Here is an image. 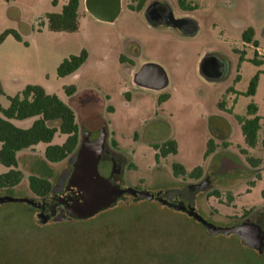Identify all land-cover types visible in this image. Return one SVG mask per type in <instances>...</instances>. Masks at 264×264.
I'll return each mask as SVG.
<instances>
[{"label":"rangeland","instance_id":"374dc122","mask_svg":"<svg viewBox=\"0 0 264 264\" xmlns=\"http://www.w3.org/2000/svg\"><path fill=\"white\" fill-rule=\"evenodd\" d=\"M67 1L0 0V38L7 31L21 37L18 41L10 35L0 45V106L8 109L9 98L27 86H39L75 112L81 141L84 133L96 140L102 130L107 131V146L117 144L115 149L125 160L121 189L161 197L167 191L183 193L189 185L209 179L211 185L195 201L196 211L207 222L232 228L264 213L263 166L254 171L248 161L264 157V121L257 147L244 148L236 117L219 106L234 94L227 93L228 88L236 86L240 97L235 95L228 103L237 102L234 113L243 117L254 103L264 118V65L252 63L256 47L243 42L244 33L253 29L264 54V0H194L197 10L187 15L198 31L187 37L175 29L153 28L143 15L128 9L129 0H122L114 22L98 21L85 11L79 16L78 32L49 31L47 15L61 13ZM169 2L176 15L183 14L177 0ZM83 51L88 53L86 63L60 78L61 63ZM210 55L224 67L218 80L201 70L202 60ZM125 58L136 67L123 64ZM257 59L264 63V56L258 54ZM143 63L163 70L167 82L162 89L153 91L137 81ZM258 73L257 94L246 97ZM69 88L75 89L73 96L67 93ZM165 96L168 101L160 105ZM37 120L12 123L28 130ZM216 128H221L219 134ZM66 140L59 133L51 145L62 146ZM210 140L218 148L205 160ZM167 141L178 144V153L157 161L154 146ZM48 146L39 144L22 152L24 180L16 189L0 191V200L38 199L29 188L33 175L58 185L60 176L70 170L71 158L48 165L42 160ZM223 159L233 168L226 174L220 173ZM174 164L189 173L202 167L203 178L177 179ZM99 171L107 178L111 165L102 162ZM8 172L0 163V174ZM214 191L221 196L210 197ZM0 264H264V250L249 248L233 235L212 236L187 215L155 201L127 197L89 221L48 224L37 219L30 205L6 202L0 204Z\"/></svg>","mask_w":264,"mask_h":264},{"label":"trees","instance_id":"16d2710c","mask_svg":"<svg viewBox=\"0 0 264 264\" xmlns=\"http://www.w3.org/2000/svg\"><path fill=\"white\" fill-rule=\"evenodd\" d=\"M181 4L184 6V3ZM143 6L144 1L140 0L136 7L128 5V8L132 11L140 12ZM79 7L80 0H69L61 14H48L46 20L49 31L57 34H74L78 32ZM10 35L21 41L19 34L7 31L0 38V45ZM243 42L259 48L253 29H249L244 33ZM244 57L245 53L241 58V62L244 61ZM257 58L258 54L255 53L252 63L257 67L264 65ZM87 59L88 53L83 51L79 56H72L64 60L58 68V76L65 78L74 74L86 63ZM239 80L240 76L237 77L236 81ZM259 80L260 73L251 80L248 90L244 93L246 97L252 98L256 96ZM67 93L73 96L75 89L69 88ZM2 94L3 91L0 88V96ZM168 99L169 96H165L160 103L166 102ZM9 101L10 106L8 109H3L0 106V163L10 169L7 174H0V191L12 190L22 184L24 174L20 170L19 165L20 153L34 149L39 144H47L49 146L45 152V159L50 164H60L69 158L72 159L81 143L80 128L77 124L75 112L57 96L47 94L39 86H27L19 95L9 98ZM219 106L223 108L222 103ZM258 112V107L252 103L247 107V118L236 117L237 122L241 126L245 144L251 149H255L259 143L262 118L258 116ZM33 118L38 120L28 130L20 129L12 123V121L22 122ZM55 123L59 125L57 127L52 126ZM59 133L67 137L66 142L62 146L51 145ZM217 148L215 142L210 140L204 156L205 160L213 155ZM154 149L158 152L156 156L158 161L160 157L167 158L169 155H176L178 153V144L175 141H167L162 146L155 145ZM248 161L254 169H260L264 164L262 160L249 159ZM203 173L202 167H198L189 173L182 165H173V175L177 179L190 178L198 181L203 178ZM251 184L252 186L254 185V183ZM29 188L38 199L45 200L51 196L54 186L48 178L33 175L29 177ZM213 196L220 197L221 193L214 191L210 197ZM262 197L264 199V191L262 192ZM230 200L232 199L230 198ZM114 208L115 206L111 209ZM89 220L91 219L86 221Z\"/></svg>","mask_w":264,"mask_h":264},{"label":"water","instance_id":"95a60500","mask_svg":"<svg viewBox=\"0 0 264 264\" xmlns=\"http://www.w3.org/2000/svg\"><path fill=\"white\" fill-rule=\"evenodd\" d=\"M86 8L89 14L98 21L114 22L121 13L122 0H86ZM155 68L160 69L161 75L165 78L161 68L147 65L137 74V81L143 84V75L149 74ZM221 76L222 73L217 75L216 78L220 79ZM90 137L89 133L83 136L80 146L73 157L74 166L69 185L77 192L78 200L72 204L62 202V205L67 206L66 210L70 218L78 221L92 219L116 206L126 194L136 201H159L165 203L160 196L145 191L123 190L112 177H103L100 174L99 167L106 151L108 133L104 129L96 140H91ZM116 174H120V172L117 171ZM6 202L25 203L35 208L59 204L42 199L5 198L0 200V204ZM175 207L179 210H185L189 218L202 225L212 236L233 235L249 248L260 252L264 250V231L260 227L245 223L232 228H220L207 222L195 209L187 210L182 205Z\"/></svg>","mask_w":264,"mask_h":264},{"label":"flooded vegetation","instance_id":"af4514ba","mask_svg":"<svg viewBox=\"0 0 264 264\" xmlns=\"http://www.w3.org/2000/svg\"><path fill=\"white\" fill-rule=\"evenodd\" d=\"M139 1L140 0H129V5H133L136 7ZM143 1H144V6L142 10L140 12L138 11H133V12L142 13L145 20L153 28L166 27L170 29H175L177 32H179L180 34L186 37L190 35H195L197 33L198 31L197 23L187 15L189 12H194L197 10V6L195 5L194 0H177L178 6L183 13L181 15L175 14L172 6L170 5L169 0H143ZM181 3H184V6H182ZM122 63L129 65L131 68L136 67V63L133 60H129L127 58H125L124 61H122ZM144 63H143V68L147 65H153V64H144ZM201 70L211 80H218L216 76L221 73L223 74L224 67L222 66L221 62L218 59L210 55L202 60ZM166 82H167L166 77L164 78L161 75L160 69L155 68L149 74L143 75V85L149 87L153 91L162 89L163 88L162 86L166 84ZM166 102L160 103V105ZM215 131L217 134H219L221 132V128H216ZM116 147L117 144L116 146L113 145L111 149L106 145V151L104 153V158L102 162H107L111 165V171L108 177H112L116 181V183L120 186L122 182L123 165L125 163V160L119 154V152L116 151L115 149ZM73 159L74 158H72L70 161L71 162L70 170H66L60 176L58 185L54 186L51 196L45 199L59 204L49 205V206L47 205L42 208H35L31 206L35 210L37 219L42 224H48L52 221L57 222V221H66L73 219V218H69L68 216L66 210L67 206L62 205V202H67L68 204H72L78 200L77 192L69 185L71 172L74 166ZM231 170H233V168H231V163L227 159L221 160L220 173L226 174ZM117 171H119L120 174H116ZM210 185H211V181L209 179H205L200 183L189 185L187 189L183 191V193L179 191H167L166 193L162 194V196L160 197L163 201H165V203L159 201L156 202L171 211H175L187 215V212L185 210H179L175 206L182 205L187 210L190 209L196 210L195 201L197 195L204 192L205 189H207ZM127 197H130V195L126 194L124 195L123 198H127ZM245 223L252 226L260 227L264 231V213H256L253 216L246 218L240 224H245Z\"/></svg>","mask_w":264,"mask_h":264},{"label":"crops","instance_id":"0c3cea01","mask_svg":"<svg viewBox=\"0 0 264 264\" xmlns=\"http://www.w3.org/2000/svg\"><path fill=\"white\" fill-rule=\"evenodd\" d=\"M69 3V0L66 2V4H65V6L67 5ZM129 5V4H128ZM64 6V7H65ZM129 9V8H128ZM62 11H63V9H62ZM87 12V8H86V2H85V0H80V7H79V16H80V14H81V12ZM133 12V11H132ZM62 13V12H61ZM61 13H59V14H61ZM134 13H137V12H134ZM139 14H141L142 15V13H139ZM247 46L248 47H251V45H248L247 44ZM261 47H260V44H259V48H256V52H257V54H259L260 55V53H261ZM200 59H202V56H200L199 57V61H200ZM166 77V76H165ZM166 80H167V77H166ZM240 81V80H239ZM239 81H236L235 83H239ZM258 90V89H257ZM228 92H233L234 94H230L228 97H227V99H225V102L224 103H222V105H223V108L222 109H227V110H229L230 111V113H232L231 115H233V116H235V117H237V115L234 113V108H235V104L237 103H230V105L228 104L229 102H233L234 100H235V95H238V99H239V97H240V95H239V91L236 89V86H233V87H230V88H228V90H227V93ZM257 94V93H256ZM232 95H234V96H232ZM254 98V97H253ZM168 101V100H167ZM226 101H227V103H226ZM258 107V106H257ZM258 109H259V112H258V116L259 117H261L262 118V122L264 121V118H263V116H262V110H261V108L260 107H258ZM240 117V116H239ZM248 116H247V111H246V115L245 116H243V118H247ZM18 122V121H17ZM262 122H261V127H262ZM241 127V126H240ZM261 131V130H260ZM259 139H260V132H259ZM246 144H245V139H244V137H242V144H241V146L242 147H244ZM245 148V147H244ZM23 156V154L22 153H20L19 154V159L21 158ZM25 158H28V156L26 155L25 156ZM42 160L44 161V162H46L48 165H52V166H57V165H59V164H50L49 162H47V160L45 159V158H42ZM257 160H262L263 162H264V157H262L261 155H259L258 157H257ZM61 164V163H60ZM263 166H264V164H263ZM262 168V167H261ZM260 168V169H261ZM254 171H256V170H259V169H253ZM45 178H47V177H45ZM51 182H52V180L50 179V178H48ZM20 187V186H19ZM18 188V187H17ZM16 189V188H15Z\"/></svg>","mask_w":264,"mask_h":264},{"label":"built area","instance_id":"2783aa9c","mask_svg":"<svg viewBox=\"0 0 264 264\" xmlns=\"http://www.w3.org/2000/svg\"><path fill=\"white\" fill-rule=\"evenodd\" d=\"M260 56H264V54L260 53Z\"/></svg>","mask_w":264,"mask_h":264}]
</instances>
